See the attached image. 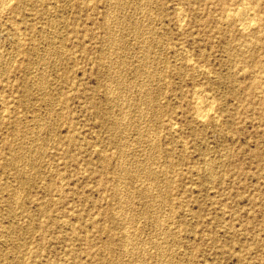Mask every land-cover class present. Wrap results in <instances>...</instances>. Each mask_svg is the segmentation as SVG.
<instances>
[{
  "label": "rangeland",
  "instance_id": "374dc122",
  "mask_svg": "<svg viewBox=\"0 0 264 264\" xmlns=\"http://www.w3.org/2000/svg\"><path fill=\"white\" fill-rule=\"evenodd\" d=\"M0 264H264V0H0Z\"/></svg>",
  "mask_w": 264,
  "mask_h": 264
},
{
  "label": "bare ground",
  "instance_id": "6f19581e",
  "mask_svg": "<svg viewBox=\"0 0 264 264\" xmlns=\"http://www.w3.org/2000/svg\"><path fill=\"white\" fill-rule=\"evenodd\" d=\"M3 1H4V0H3ZM243 1H244V0H243ZM243 3H244V2H243ZM127 4H128V3H127ZM141 4H142V3H141ZM242 5H243V4H242ZM143 6H144V5H143ZM145 6H146V5H145ZM239 7H240V6H239ZM240 8H241V7H240ZM245 8H246V7H245ZM248 8H249V7H248ZM243 9H244V8H243ZM249 9H250V8H249ZM237 10H238V9H237ZM237 10H236V11H237ZM236 11H235V14H236ZM240 11H241V9H240ZM249 11H250V10H249ZM251 11H252V10H251ZM137 12H138V11H137ZM237 12H239V11H237ZM245 12H246L245 14H247V11H245ZM249 13H250V12H249ZM237 14H238V13H237ZM253 14H254V13H253ZM182 15H183V13H182ZM231 15H232V14H230V16H231ZM248 15H249V14H248ZM246 16H247V15H246ZM254 16H255V15H254ZM179 17H181V16L179 15ZM232 17H234V16L232 15ZM237 17H238V15H237ZM242 17H244V16H242ZM247 17H248V16H247ZM247 17H246V20H244L245 18H243V20H244V21H247V20H248ZM255 17H256V16H255ZM147 18H148V17H147ZM182 18H183V17H182ZM238 18H239V17H238ZM250 18L252 19V16H250ZM251 19H250V20H251ZM237 20H239V19H237ZM243 20H242V21H243ZM240 21H241V20H240ZM250 22H251V21H250ZM250 22H247V23H250ZM252 22H253V21H252ZM182 23H183V22H182ZM241 23H243V22H240V24H241ZM180 24H181V23H180ZM243 25H244V23H243ZM248 25H250V24H248ZM254 25H255V24H254ZM254 25H253V27H255ZM180 26H181V25H180ZM246 26H247V25H246ZM250 26H251V25H250ZM249 28H250V27H249ZM249 28H248V29H249ZM148 29H149V28H148ZM245 29H246V28H244V30H245ZM262 32H263V31H262ZM146 34H147V33H146ZM250 38H251V37H250ZM117 40H118V39H117ZM141 44H142V43H141ZM142 45H143V44H142ZM145 50H146V49H145ZM141 55H142V54H141ZM188 55H189V54H188ZM139 57H140V55H139ZM138 61H139V60H138ZM128 67H129V66H128ZM149 67H150V66H149ZM126 70H127V69H126ZM136 70H137V69H136ZM132 74H133V73H132ZM136 80H137V79H136ZM117 81H118V80H117ZM132 83H134V82L132 81ZM142 84H143V83H142ZM142 84H141V85H142ZM131 86L133 87V85H131ZM131 86H130V87H131ZM142 86H143V85H142ZM124 87H125V86H124ZM138 89H139V88H138ZM141 89H142V88H141ZM149 89H150V88H149ZM152 92H153V91H152ZM197 92H199V91H197ZM209 95H210V94H209ZM210 96H211V95H210ZM142 97H143V96H142ZM208 97H209V96H208ZM210 100H211V99H210ZM205 101H206V100H205ZM207 101H208V100H207ZM197 102H198V100H197ZM209 102H211V101H209ZM209 102H206V103H209ZM203 103H204V102H203ZM212 103H213V102H212ZM212 103H211V104H212ZM195 105H196V104H195ZM197 105H198V103H197ZM209 105H210V103H209ZM209 105H208V107H209ZM213 105H214V104H213ZM198 106H199V105H198ZM198 106H197V107H198ZM202 106H204V105L202 104ZM205 107H206V104H205ZM210 107L213 108L214 106H213V107L210 106ZM136 108H137V107H136ZM199 108H200V106H199ZM211 108H209V109H211ZM197 109H198V108H197ZM197 109H196V111H197ZM200 109H201V108H200ZM206 109H207V108H206ZM206 109H205V110H206ZM209 109H208V110H209ZM4 110H5V109H4ZM205 110L202 109V110L198 111L199 114L196 113L197 116H200V118H201V116L204 115V117H205L206 114H204V113L207 112V111H205ZM212 110H213V109H212ZM140 112H141V111H140ZM122 113H123V112H122ZM114 124H115V123H114ZM122 127H123V126H122ZM141 133H142V132H141ZM148 135H149V134H148ZM151 138H152V136H151ZM148 165H149V164H148ZM122 194H123V193H122ZM120 198H121V197H120ZM152 209H153V208H152ZM153 212H154V211H153ZM116 215H117V214H116ZM158 220H159V219H158ZM161 229H162V228H161ZM131 237H132V236H131ZM139 237H140V236H139ZM128 240H129V239H128ZM163 240H164V239H163ZM132 241H133V240H132ZM154 246H155V244H154ZM162 248H163V247H162ZM163 255H164V254H163ZM163 255H162V256H163ZM157 259H158V258H157ZM163 259H164V258H163ZM160 262H161V261H160Z\"/></svg>",
  "mask_w": 264,
  "mask_h": 264
}]
</instances>
